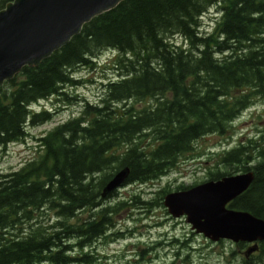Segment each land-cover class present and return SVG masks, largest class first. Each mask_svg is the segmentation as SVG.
Wrapping results in <instances>:
<instances>
[{
	"label": "trees",
	"instance_id": "obj_1",
	"mask_svg": "<svg viewBox=\"0 0 264 264\" xmlns=\"http://www.w3.org/2000/svg\"><path fill=\"white\" fill-rule=\"evenodd\" d=\"M10 2L0 0V10ZM214 7L212 31L203 33L201 18ZM105 51L116 55L117 76L99 101L41 137L38 156L0 174V264H93L88 249L123 238L113 231L117 217L154 205L135 196L100 198L117 171L129 168L124 185L161 179L195 142L225 134L264 98V0H123L3 84L0 147L23 142L28 127L49 120L48 111L31 107L51 97L67 100L65 87L77 84L73 72ZM221 160L226 172L254 173L230 208L264 219V134Z\"/></svg>",
	"mask_w": 264,
	"mask_h": 264
},
{
	"label": "rangeland",
	"instance_id": "obj_2",
	"mask_svg": "<svg viewBox=\"0 0 264 264\" xmlns=\"http://www.w3.org/2000/svg\"><path fill=\"white\" fill-rule=\"evenodd\" d=\"M214 9L208 10L201 18L203 33L212 31L216 12ZM173 41L177 45L184 44L179 38ZM115 56V53L105 51L98 55L96 62L90 67L76 69L73 73L77 84L65 87L67 100L63 95L51 97L32 107L36 112L48 111L50 118L39 126L28 127V136L23 142L0 147V174L15 171L27 160L38 156V140L44 134L77 117L85 103L94 105L99 101L108 81L116 79L117 72L111 68ZM263 134L264 98H257L239 114L225 134L199 139L191 151L180 156L172 170L161 179L146 184H127L116 190L115 196L106 198L107 202L124 201L135 196L138 201H151L154 205L147 209H136L132 213L123 212L117 217L113 231L124 234L123 238L114 241L100 240L88 249L95 258L93 264H263L264 256L259 251L245 259L247 245L227 240L211 242L193 232L185 218L170 217L162 205L168 192L187 190L211 181L209 174L216 171L228 173L227 175L243 173L235 172V169L226 172V166L221 160L222 153L239 144H246L248 140L260 141ZM162 190V195L158 194ZM173 240L177 243H173Z\"/></svg>",
	"mask_w": 264,
	"mask_h": 264
},
{
	"label": "water",
	"instance_id": "obj_3",
	"mask_svg": "<svg viewBox=\"0 0 264 264\" xmlns=\"http://www.w3.org/2000/svg\"><path fill=\"white\" fill-rule=\"evenodd\" d=\"M123 0H13L0 10V88L23 67H37L67 45L95 17L115 9ZM129 168L117 171L103 186L100 198L122 187ZM254 173L224 176L164 196L163 206L173 218H185L196 234L211 242L228 240L250 244L244 257L264 242V219L229 208L245 193Z\"/></svg>",
	"mask_w": 264,
	"mask_h": 264
},
{
	"label": "bare ground",
	"instance_id": "obj_4",
	"mask_svg": "<svg viewBox=\"0 0 264 264\" xmlns=\"http://www.w3.org/2000/svg\"><path fill=\"white\" fill-rule=\"evenodd\" d=\"M214 8H215V7H214ZM211 9H212V8H211ZM214 10H215V9H214ZM219 12H220V11L218 10V14H219ZM218 14H217V15H218ZM215 15H216V14H215ZM219 15H220V14H219ZM217 17H218V16H217ZM214 19H215V18H214ZM217 21H218V20H217ZM201 24H202V23H201ZM201 24H200V25H201ZM212 24H213V23H212ZM212 27H213V26H212ZM200 29H201V28H200ZM202 30H203V29H202ZM203 31H204V30H203ZM210 32H211V31H210ZM80 33H81V32H80ZM181 38H182V37H181ZM185 44H186V43H185ZM186 45H187V44H186ZM186 47H187V46H186ZM111 53H114V52H111ZM95 58H96V57H95ZM93 59H94V58H93ZM94 60H95V59H94ZM110 65H111V64H110ZM83 67H84V66H83ZM78 68H79V67H78ZM78 68H77V69H78ZM111 68H112V67H111ZM113 68H114V67H113ZM74 72H75V71H74ZM114 72H115V71H114ZM115 73H116V72H115ZM116 76H117V75H116ZM72 77H73V75H72ZM71 79H72V78H71ZM74 80H75V79H74ZM73 84H75V83H73ZM101 85H102V84H101ZM69 86H70V85H69ZM102 90H103V89H102ZM102 90H101V91H102ZM62 94H63V93H62ZM59 95H61V94H59ZM100 95H101V94H100ZM102 96H103V95H102ZM99 98H100V97H99ZM56 100H57V99H56ZM63 100H64V99H63ZM82 101H83V100H82ZM84 101H85V100H84ZM84 101H83V102H84ZM41 102H42V101H41ZM253 102H254V101H253ZM34 103H36V102H34ZM61 103H62V102H61ZM94 103H95V102H94ZM32 104H33V103H32ZM32 104H31V105H32ZM90 104H91V103H90ZM32 107H33V106H32ZM32 107H31V108H32ZM79 112H80V111H79ZM49 115H50V114H49ZM48 118H49V117H48ZM36 125H37V124H36ZM44 135H45V134H44ZM3 148H4V147H3ZM234 149H235V148H234ZM225 152H226V151H225ZM231 152H232V151H231ZM185 154H186V153H185ZM222 154H225V153H222ZM183 155H184V154H183ZM218 156H219V155H218ZM29 160H30V159H29ZM27 161H28V160H27ZM22 164H23V163H22ZM218 168H219V167H218ZM223 168H224V167H223ZM223 168H222V169H223ZM13 171H14V170H13ZM222 171H223V170H222ZM243 171H244V170H243ZM245 171H246V170H245ZM211 174H212V173H211ZM211 174H209V175H211ZM209 177H210V176H209ZM209 177H207V178H209ZM220 177H222V176H220ZM210 180H211V179H210ZM208 181H209V180H208ZM138 184H139V183H138ZM123 187H124V186H123ZM119 190H120V189H119ZM160 193H161V192H160ZM162 193H163V192H162ZM168 193H169V192H168ZM166 194H167V193H166ZM161 195H162V194H161ZM114 196H115V194H114ZM159 196H160V195H159ZM109 198H110V197H109ZM162 205H163V203H162ZM90 247H91V246H90ZM179 248H180V247H179Z\"/></svg>",
	"mask_w": 264,
	"mask_h": 264
}]
</instances>
